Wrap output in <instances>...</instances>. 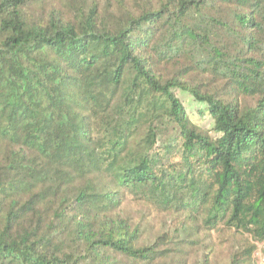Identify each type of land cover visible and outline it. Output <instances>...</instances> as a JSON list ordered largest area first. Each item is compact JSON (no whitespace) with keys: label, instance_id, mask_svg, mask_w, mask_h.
I'll return each mask as SVG.
<instances>
[{"label":"trees","instance_id":"trees-1","mask_svg":"<svg viewBox=\"0 0 264 264\" xmlns=\"http://www.w3.org/2000/svg\"><path fill=\"white\" fill-rule=\"evenodd\" d=\"M218 245L227 264L264 245V0H0V264Z\"/></svg>","mask_w":264,"mask_h":264},{"label":"rangeland","instance_id":"rangeland-1","mask_svg":"<svg viewBox=\"0 0 264 264\" xmlns=\"http://www.w3.org/2000/svg\"><path fill=\"white\" fill-rule=\"evenodd\" d=\"M187 106H189V110L196 109L195 105H190L188 102H186ZM190 114L194 115V112H191ZM191 115V116H192ZM193 118V116H192ZM195 120V118H193ZM125 208L127 209V213L132 217L134 220H141L143 219L146 224H149L148 226V232H151L152 234H156V232H160L164 222L167 221V217H165L162 214H155L149 210V208L140 202H135L132 200L127 201ZM232 237L230 234L229 236L221 234V235H214L212 238V243H220V241H226L227 239ZM225 239V240H224ZM228 247H221L218 245L216 248L217 250V263L218 264H227L228 262ZM257 262L258 264H264V245L258 246V253H257Z\"/></svg>","mask_w":264,"mask_h":264}]
</instances>
